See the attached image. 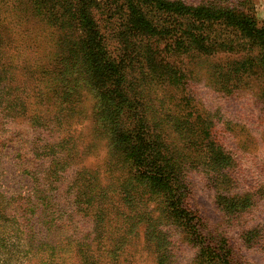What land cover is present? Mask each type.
I'll use <instances>...</instances> for the list:
<instances>
[{"label": "rangeland", "instance_id": "rangeland-1", "mask_svg": "<svg viewBox=\"0 0 264 264\" xmlns=\"http://www.w3.org/2000/svg\"><path fill=\"white\" fill-rule=\"evenodd\" d=\"M84 1L0 0V191L36 200L33 180L23 170L33 167L40 188L53 196L56 212L50 217L62 230L51 232L44 211L34 214L31 224L41 229L39 236L67 235L66 264L101 259L106 264H158L156 241H168L171 264H202L203 255L207 264L204 247L228 256L230 264H264L261 48L221 22L203 30L202 40L196 41L191 33L198 23L172 17L153 4L141 7L158 29L154 36L134 29L129 0H91L87 7L109 57L128 65L125 87L132 117L122 115L126 108L120 122L146 126L150 155L160 151L170 159L168 171L180 177L183 204L196 217L197 241L173 220L155 222L164 195L135 179L130 153L114 146L115 122L101 120L97 92L85 81L81 57L74 52L83 35L78 17ZM171 1L238 8L264 27V0ZM180 41L182 53L173 50ZM198 42L215 49L202 52ZM176 78L180 83L172 82ZM214 147L228 157L225 167L209 160ZM227 199L250 205L229 211ZM139 213L162 230L157 238L145 235ZM18 221L0 218V264H45L49 250L30 246L26 226ZM133 224L138 234L110 260L104 252L114 244L110 237Z\"/></svg>", "mask_w": 264, "mask_h": 264}, {"label": "trees", "instance_id": "trees-1", "mask_svg": "<svg viewBox=\"0 0 264 264\" xmlns=\"http://www.w3.org/2000/svg\"><path fill=\"white\" fill-rule=\"evenodd\" d=\"M90 1L91 0H85L79 10L80 17H78V19L83 29V35L80 42L75 45L74 52L81 57L78 66H80L85 73V81L92 90L97 92L101 120L104 121L106 117H108V120L111 119L115 122L114 126H116V128L113 130L114 146L120 149H126L125 151L130 153V164L135 168L133 172L135 179L138 181L142 180L151 190L164 195L165 203L164 206L161 207V214L155 222L161 221L165 225L166 221L173 220L181 229L187 233L189 232L198 241L199 234L197 225L195 224L196 217L183 204V182L180 181V177L168 171L170 159L160 151L158 156L150 155V150L147 147V134L149 132L146 126L130 125V127H127L126 124L120 122L119 115L123 113L126 108L129 109L122 115L132 117V114L128 115L132 105L128 100V91L125 87L126 82H128L126 75V67L128 68V65L116 63L109 57L105 48L103 36L93 16L88 12L87 7L90 5ZM143 4H153L158 9L168 12L167 14L170 16L178 15L181 18L193 21V24L198 23L196 26L197 31L191 33L196 41L202 40L201 32L203 30H208V27L212 24L221 22L235 29L238 38L245 37L246 40H250L253 44H256L261 48L264 54V27L258 28L253 17L240 11L238 8L234 9L232 7H220L217 5L195 6L187 5L181 1L171 0H129V8L132 9L136 15V23H134L136 27L134 29L139 33L149 34L151 36L158 33V29H154L151 22L146 19L143 8L141 7ZM196 46L200 51L205 53L210 49H215V47H211L205 42H198ZM173 50L182 53L183 50H185L183 42L180 41ZM2 55L3 53L1 51V59ZM68 66L71 67L72 65ZM170 67L171 66L168 65L164 68L168 69ZM176 80L177 81L174 80L172 82L180 83L181 79L176 78ZM147 82H150V78ZM192 130V127H187L186 132H192ZM195 136L199 135L195 134ZM18 154H20V152H18ZM209 160L217 168H222L229 162L224 152L219 151L215 147L213 148V153L212 156L209 157ZM32 168L33 167L26 165L23 170L32 178L33 184L35 185L33 190L38 198L35 200L31 195H24L21 197V195H16L14 192L11 197H7L3 191H0L1 222L6 223L12 218L19 223L18 218H20V223L23 224L24 227L26 226V229L23 230L26 232L29 245L49 250L50 255L44 260L45 264H66L67 251L65 248L66 240H68V237H66L67 235L65 238H47L43 234L39 236L40 232H42L41 229L37 230L34 228V224H31L34 214H37L38 211H44L47 225L49 229H51V232L56 230L57 233L60 234V230H62L60 229L61 225H58L57 222L50 217L52 211L54 213L56 212L53 207V196L49 194L46 189L40 188V177ZM218 173L222 174V172ZM219 178H221V176H219ZM103 201H106V199ZM225 203L229 211H239L250 205L247 200L241 201L237 199H227ZM101 211L103 214H106L107 208L104 207ZM144 216L147 215L137 214V218L142 220L138 223H146L145 235L148 239H151L154 235V239L157 238V234H160L162 230L159 231L158 228L154 229V220H146ZM105 219L106 217L103 216V223ZM137 227L138 224H133L131 227L127 226L124 230L121 229L120 233H116L117 237L115 239L114 237L116 235L110 237V240L114 242V244L111 249H104L107 256L111 257L110 260H115L121 255V252L126 250V246L130 244L131 241L130 236L138 234L135 229ZM102 228H106V225L102 224ZM97 240H100V246H106L104 240H101V238H97ZM165 242L160 244L156 241L153 243L158 264H171V253L169 249H165V246L168 245V241L167 243ZM85 246H91L90 242H87ZM163 249H165V251H163ZM48 250H46L45 253H47ZM203 251L207 258V264L231 263L228 256H225L221 252H217L214 248L204 247ZM93 252H95V249L91 251V257L95 256ZM201 260L202 264H204V255L203 258L201 257ZM88 262L89 264H95L94 262ZM98 263L106 264L102 259L100 261L97 260L96 264Z\"/></svg>", "mask_w": 264, "mask_h": 264}]
</instances>
